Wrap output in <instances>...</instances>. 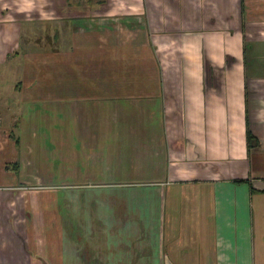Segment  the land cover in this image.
Listing matches in <instances>:
<instances>
[{"label": "crops", "instance_id": "0c3cea01", "mask_svg": "<svg viewBox=\"0 0 264 264\" xmlns=\"http://www.w3.org/2000/svg\"><path fill=\"white\" fill-rule=\"evenodd\" d=\"M217 2L221 17L205 7L211 16L203 28L202 7L185 5L181 19L193 25L182 30L211 34L217 17L228 26L239 3ZM144 29L136 42L151 61L154 50L141 44L149 41ZM180 35L178 94L73 95L55 130L53 170L42 171L44 160L28 146L34 166L25 174L18 147V172L37 186L0 183V264H261L264 233L255 228H264V84L262 94H243V86L226 94L216 67L241 47L191 41L187 48ZM247 129L258 139L252 149ZM8 151L1 180L10 177ZM111 179L118 181L103 182Z\"/></svg>", "mask_w": 264, "mask_h": 264}, {"label": "rangeland", "instance_id": "374dc122", "mask_svg": "<svg viewBox=\"0 0 264 264\" xmlns=\"http://www.w3.org/2000/svg\"><path fill=\"white\" fill-rule=\"evenodd\" d=\"M217 1L0 0V163L2 152L9 148L3 165L10 173L0 183L13 186L26 181L31 187L37 186L36 180L30 176L22 178L18 172V147L25 157V174L31 173L34 166L30 149H37L35 158L44 160L42 171L58 166V158L52 160L49 153L55 149L53 141H59L55 130L61 118L64 119L62 109L66 110L64 107L71 103L69 99L73 95L122 94L123 98V94H178L179 72H183V68L179 71L182 66L178 67L180 33L181 44L185 43L187 48L188 45L191 48V41L203 43L208 49H216L221 44L241 47L237 53L233 51L237 56H230L224 62L229 66L216 65L218 79L225 81L226 94H240L236 89L242 86L243 94L247 91L262 94L264 63L259 66L258 42L264 35L258 31L264 27V0H237L239 6L235 3V16L228 26L218 24L222 20H218L221 14H217ZM185 5L193 7L191 11L196 6L202 7V28L204 18L211 16L209 9L218 16L211 34L195 36L182 30V26L193 25L181 19L180 11ZM144 28L150 42L145 39L141 44L149 43L154 50L155 59L151 61L147 60L151 53L141 52L136 42ZM209 63V59H203V64ZM202 81L209 92L207 77L203 76ZM30 99L33 101L30 105L24 104ZM3 139L9 140L4 147ZM22 139L26 140L23 144ZM35 143L40 148L32 147ZM107 181L118 180H103ZM38 182L45 185L48 178ZM255 229L259 234L264 233L263 227ZM260 260L264 264V254Z\"/></svg>", "mask_w": 264, "mask_h": 264}, {"label": "trees", "instance_id": "16d2710c", "mask_svg": "<svg viewBox=\"0 0 264 264\" xmlns=\"http://www.w3.org/2000/svg\"><path fill=\"white\" fill-rule=\"evenodd\" d=\"M246 142L249 149H252L254 147L258 146V139L257 137L252 133L250 129H247L246 131Z\"/></svg>", "mask_w": 264, "mask_h": 264}]
</instances>
